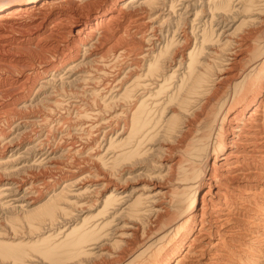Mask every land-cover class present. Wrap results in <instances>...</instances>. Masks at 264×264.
Masks as SVG:
<instances>
[{
	"label": "bare ground",
	"instance_id": "obj_1",
	"mask_svg": "<svg viewBox=\"0 0 264 264\" xmlns=\"http://www.w3.org/2000/svg\"><path fill=\"white\" fill-rule=\"evenodd\" d=\"M2 49L48 174L0 182V264H264V0H0Z\"/></svg>",
	"mask_w": 264,
	"mask_h": 264
},
{
	"label": "rangeland",
	"instance_id": "obj_2",
	"mask_svg": "<svg viewBox=\"0 0 264 264\" xmlns=\"http://www.w3.org/2000/svg\"><path fill=\"white\" fill-rule=\"evenodd\" d=\"M87 8V7H86ZM84 10H86L85 8H83ZM82 9V11H84ZM77 29H79V27L77 28ZM67 41V40H66ZM63 44H64V41H63V43H62V46H63ZM65 45V44H64ZM48 50V51H47ZM53 49H51V48H49V46L48 47H46L45 48V51H44V56L46 55V57H41V58H37V59H34L36 62V65L38 64L37 62H39V61H41L42 63L43 62H46V60H47V58L48 57H52V55H53V53H54V51L56 50V48H54V50L52 51ZM2 51L3 52H0V56L2 57V56H4L5 58L7 57V58H9V57H13V55L11 54V53H8L5 49H2ZM51 51V52H50ZM47 53V54H46ZM49 53L51 54V56L49 55ZM7 54V55H6ZM16 57V56H15ZM44 58H46V60L45 61H43V59ZM39 59V60H38ZM40 62V63H41ZM63 77H65V75L63 76ZM69 82V83H68ZM75 83V84H74ZM65 84H67L66 85V88H67V86L69 85L71 88H74L75 86L77 87L78 86V84L76 83V82H74V81H66L65 82ZM73 84V85H72ZM63 86H65V85H63ZM69 86H68V88H69ZM42 99V98H41ZM35 107V108H34ZM36 108H37V106H33L31 109H29V110H27V112L25 111V115L24 114H22L23 112H20V117H18V121L15 123V127H13L11 130H12V132L10 131V134L11 135H13V136H15V137H13V138H16L15 139V146H17V147H15L14 149H15V152L16 153H19V154H21V155H16V156H14V158L12 159V161H11V163H7V162H9L10 161V159L11 158H9V156H12L13 155V153H10V151H7V152H3V151H1L2 150V148L0 149V158H2V160H1V162H2V164H3V166L1 167V169H0V182L2 183V184H4L5 182H7L6 180L8 179V177H7V171H11V169L12 170H15V169H20V168H22V171H24V172H26V173H24V172H19V174L21 173L22 175L24 174V175H26V174H31L33 171V173L31 174V176L32 175H36L37 177H43V176H45V174L47 173L48 174V164L46 163V154H40V151H39V147L41 146L40 144L39 145H34L35 144V142H33V141H35L36 139H34V134L36 133L35 131H39V128H38V126L37 125H35L34 124V126H32V125H30V126H25V125H23V123L25 122L24 120H22V118H29L30 120L29 121H33V119H35V121L36 122H39L40 120V115H41V112L37 109V111H36ZM30 110L31 111H33V112H30ZM30 113H29V112ZM39 111V112H38ZM28 113V114H27ZM37 113V114H36ZM31 114V115H30ZM22 120V121H21ZM37 120H39V121H37ZM22 123V124H21ZM33 123V122H32ZM20 124V125H19ZM17 125V126H16ZM20 127H19V126ZM23 125V126H22ZM31 128V130H30V128ZM23 128H25V130L23 129ZM14 129V130H13ZM20 129V130H19ZM32 129L34 130V132H31L32 131ZM36 129V130H35ZM28 130H30V131H28ZM18 131V132H17ZM22 131H26V132H22ZM27 131H28V133H27ZM37 131V132H38ZM22 134H21V133ZM29 132H30V135H29ZM13 133V134H12ZM15 133V134H14ZM20 133V134H19ZM28 134V135H27ZM18 135H19V137H21V138H18ZM22 136H24V137H22ZM31 136V137H30ZM18 138V139H17ZM60 137H58V138H56L54 141H52L51 143L49 142H46V146L45 145H43L46 149H47V151H49L50 150V148H52V149H54L55 147H54V145H53V143H58L59 142V139ZM32 139V140H31ZM29 141V142H28ZM30 141L32 142V143H30ZM26 143V144H25ZM17 144V145H16ZM31 144H33V145H31ZM21 145V146H20ZM31 145V146H30ZM47 145H49V146H47ZM25 148H24V147ZM30 146V149L28 148ZM39 146V147H38ZM31 147L33 148L34 147V150L33 149H31ZM49 147V148H48ZM28 148V149H27ZM24 149H25V151L26 152H24ZM38 149V150H37ZM31 150V151H30ZM23 151V152H22ZM29 152V154H26V153H28ZM2 152V153H1ZM30 152H31V154H30ZM35 152V153H34ZM2 154V155H1ZM26 155H28V157L26 156ZM18 156V157H17ZM19 156H22V158H23V160L22 159H20V157ZM25 156V157H24ZM30 156V157H29ZM38 156H39V158H38ZM17 157V159L19 158L20 159V163H16L14 160H16L15 158ZM31 158V159H30ZM34 158V159H33ZM36 158H38L37 160H36ZM43 159V160H42ZM9 160V161H8ZM34 160H36V161H34ZM39 160L41 161V162H39ZM14 161V162H13ZM38 161V162H37ZM27 162V163H26ZM31 162V163H30ZM33 162H35V163H33ZM42 162H43V164H42ZM14 163V164H13ZM33 163V164H32ZM36 163H38L37 165H36ZM42 165H41V164ZM44 163H45V165H44ZM9 164V165H8ZM18 164H20L19 166H18ZM25 164V165H24ZM27 164V165H26ZM31 164V165H30ZM35 164V165H34ZM47 164V165H46ZM28 165H30V166H28ZM22 166V167H21ZM44 166H46V168L44 167ZM12 167H14V168H12ZM43 167V168H42ZM33 168V170L31 171V169ZM28 169V170H27ZM35 169V170H34ZM26 170V171H25ZM45 170V171H44ZM144 170V169H143ZM9 171V172H10ZM31 171V172H30ZM36 171V172H35ZM38 171V172H37ZM3 172V173H2ZM6 172V174H4ZM9 172H8V174H9ZM41 172H42V174H41ZM18 174V175H19ZM19 175V177H15L13 180H17V181H20L23 177H24V175L22 176V175ZM46 174V175H47ZM22 176V177H21ZM31 176H30V178H31ZM36 176L34 177V178H36ZM7 177V178H6ZM19 178H21L20 180H18ZM25 178V177H24ZM23 178V179H24ZM4 179V180H3ZM39 179V180H38ZM1 183H0V185H1ZM14 184H16L15 182H13ZM36 184V186L38 185V187H40V185L39 184H42V181H41V178H37V181L35 182ZM142 184V183H141ZM20 186H19V184H16V185H14V187H13V190L15 189V192L14 193H12V196H17V197H14L17 201H19V199L20 200H23L22 199V197H21V194L22 195H24V189H22V191H21V187H20V189H18ZM18 191V192H17ZM37 194H39V193H36L35 194V196L37 195ZM202 194V193H201ZM10 195V194H9ZM5 202H7L8 201V199H5L4 200ZM27 202H29V201H27ZM18 205V204H17ZM6 210H5V209ZM11 208H13L12 206H11ZM3 209V210H2ZM8 209H10V208H8ZM1 211H2V215H4V213H5V211H8L7 210V208H6V206L5 207H3V206H0V213H1ZM4 211V212H3ZM0 216H1V214H0ZM1 219H3V216H1L0 217V229L1 228H4L3 226H6V223L4 224L3 223V220H1ZM6 228H8L7 226H6ZM9 229V228H8ZM9 231H10V229H9ZM10 233V232H9ZM10 235H11V233H10Z\"/></svg>",
	"mask_w": 264,
	"mask_h": 264
}]
</instances>
